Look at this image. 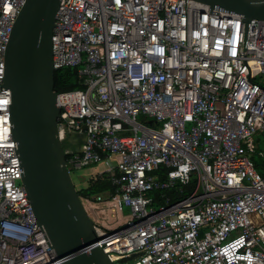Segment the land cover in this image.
<instances>
[{"label":"built area","instance_id":"2783aa9c","mask_svg":"<svg viewBox=\"0 0 264 264\" xmlns=\"http://www.w3.org/2000/svg\"><path fill=\"white\" fill-rule=\"evenodd\" d=\"M24 1L0 0V264H61L20 184L3 87ZM50 53L83 85L55 96L65 168L107 166L112 193L79 202L111 264H264V22L192 0H59Z\"/></svg>","mask_w":264,"mask_h":264},{"label":"water","instance_id":"95a60500","mask_svg":"<svg viewBox=\"0 0 264 264\" xmlns=\"http://www.w3.org/2000/svg\"><path fill=\"white\" fill-rule=\"evenodd\" d=\"M192 1L209 10L241 15L244 23L264 22V0ZM58 3L25 0L4 50L3 87L11 93V139L22 171L20 184L37 227L61 264H111L93 246L97 238L92 222L80 205L56 138L50 35Z\"/></svg>","mask_w":264,"mask_h":264},{"label":"trees","instance_id":"16d2710c","mask_svg":"<svg viewBox=\"0 0 264 264\" xmlns=\"http://www.w3.org/2000/svg\"><path fill=\"white\" fill-rule=\"evenodd\" d=\"M73 90H83L81 79L78 78L75 68H60L52 73V91L56 94ZM66 158V156H64ZM256 165L263 167L264 161L255 160ZM258 174H262L261 170H257ZM108 172L100 173L93 179H89L87 184L79 188L76 194L79 198L91 200L94 196H107L112 193V187L109 183ZM89 209L88 206L85 207Z\"/></svg>","mask_w":264,"mask_h":264},{"label":"rangeland","instance_id":"374dc122","mask_svg":"<svg viewBox=\"0 0 264 264\" xmlns=\"http://www.w3.org/2000/svg\"><path fill=\"white\" fill-rule=\"evenodd\" d=\"M262 81H264V76L261 78ZM260 140V147L261 149L264 148V135L258 137ZM113 165V163H112ZM107 166L105 163H98L95 165L85 166L79 170H72L69 171L68 175L70 178V181L74 187V190H77L79 188L84 187L89 179H93L95 176L99 175L100 173L106 172ZM84 209L88 213L91 219L94 218V213L91 211V206L83 201ZM88 206L89 209H86L85 207ZM101 207V206H97Z\"/></svg>","mask_w":264,"mask_h":264},{"label":"bare ground","instance_id":"6f19581e","mask_svg":"<svg viewBox=\"0 0 264 264\" xmlns=\"http://www.w3.org/2000/svg\"><path fill=\"white\" fill-rule=\"evenodd\" d=\"M80 205H81L83 211L85 212V214L87 215V217H88L89 219H91L90 216L88 215V213L86 212V210L84 209L83 201H80ZM91 220H92V219H91Z\"/></svg>","mask_w":264,"mask_h":264}]
</instances>
